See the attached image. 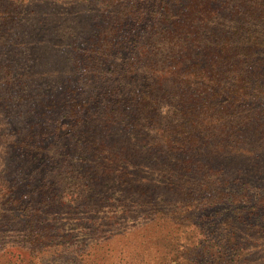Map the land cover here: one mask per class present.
<instances>
[{
	"label": "trees",
	"instance_id": "1",
	"mask_svg": "<svg viewBox=\"0 0 264 264\" xmlns=\"http://www.w3.org/2000/svg\"><path fill=\"white\" fill-rule=\"evenodd\" d=\"M32 1L0 0V264H264V0Z\"/></svg>",
	"mask_w": 264,
	"mask_h": 264
},
{
	"label": "rangeland",
	"instance_id": "2",
	"mask_svg": "<svg viewBox=\"0 0 264 264\" xmlns=\"http://www.w3.org/2000/svg\"><path fill=\"white\" fill-rule=\"evenodd\" d=\"M31 6L33 4H38V1L33 0L31 3ZM40 5H44L40 7ZM39 5V8H37L38 14H40L41 8L47 6L46 2H42ZM44 16V15H42ZM42 17L38 18L36 22H38ZM50 33V32H49ZM48 40V39H47ZM47 43V42H46ZM46 43H42L40 48L44 46L46 47ZM40 48H37V52L40 51ZM57 49V50H56ZM48 48L49 53L46 54L47 58L45 60H37L34 59V53H30V57L28 60V65H33L35 68H39V71L37 72V80L32 84L33 90L36 91L38 88L44 87L47 89L53 88L58 83H62L61 87H64V84L68 82L69 78L73 76L75 70V67L73 66V53H71V49L66 47H57V48ZM36 55V54H35ZM33 60L35 63L33 64ZM37 65V67L35 66ZM45 71V73H44ZM40 72H43V84H39V74ZM76 80H71L72 83H74ZM38 83V86H37ZM29 87V84H28ZM31 102L33 101L31 98L29 99ZM29 106V105H28ZM27 106V107H28ZM25 107V108H27ZM224 217V216H223ZM25 241L21 239L15 241V245L18 246H26L27 244L24 243ZM13 241H10L9 245H13ZM2 259V257H1ZM5 259V258H3ZM3 261V260H2ZM91 261V257L87 256L85 253H82V249L75 248V249H68L65 253L60 255H51V257L46 258L44 260H41L40 264H59L62 262H67L69 264H85ZM15 264H24L23 260L20 256L16 258V261L14 260Z\"/></svg>",
	"mask_w": 264,
	"mask_h": 264
}]
</instances>
